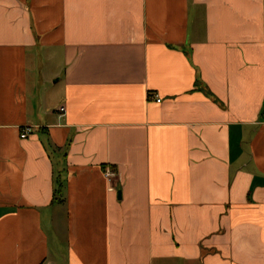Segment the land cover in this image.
I'll use <instances>...</instances> for the list:
<instances>
[{
    "label": "crops",
    "instance_id": "crops-1",
    "mask_svg": "<svg viewBox=\"0 0 264 264\" xmlns=\"http://www.w3.org/2000/svg\"><path fill=\"white\" fill-rule=\"evenodd\" d=\"M0 264H264V0H0Z\"/></svg>",
    "mask_w": 264,
    "mask_h": 264
},
{
    "label": "built area",
    "instance_id": "built-area-1",
    "mask_svg": "<svg viewBox=\"0 0 264 264\" xmlns=\"http://www.w3.org/2000/svg\"><path fill=\"white\" fill-rule=\"evenodd\" d=\"M157 102H161V100H157ZM62 111H64V109H62ZM32 129L31 128H25L23 131H22V135H21V138L22 139H27L29 138L31 135H32Z\"/></svg>",
    "mask_w": 264,
    "mask_h": 264
}]
</instances>
